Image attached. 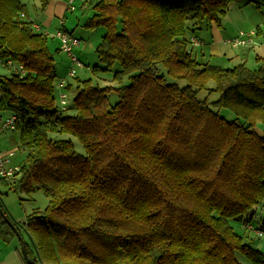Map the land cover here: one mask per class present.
Segmentation results:
<instances>
[{
  "label": "trees",
  "instance_id": "1",
  "mask_svg": "<svg viewBox=\"0 0 264 264\" xmlns=\"http://www.w3.org/2000/svg\"><path fill=\"white\" fill-rule=\"evenodd\" d=\"M237 1L251 0H98L84 24L104 30L92 72L118 63L120 85L84 80L73 114H60L49 34L21 18V0H0V57L23 65L0 79V116H18L27 151L20 171L0 183L50 199L14 221L33 262L243 264L237 251L264 264L231 224L264 200V135L254 129L256 121L264 128V64L201 61L187 31L218 24ZM160 65L186 84L169 82ZM209 81L218 93L211 105L196 96ZM222 107L237 119L221 116ZM62 135L78 139L85 155ZM0 206L7 214L1 194ZM258 219L264 228V214ZM0 238H17L1 215Z\"/></svg>",
  "mask_w": 264,
  "mask_h": 264
},
{
  "label": "rangeland",
  "instance_id": "2",
  "mask_svg": "<svg viewBox=\"0 0 264 264\" xmlns=\"http://www.w3.org/2000/svg\"><path fill=\"white\" fill-rule=\"evenodd\" d=\"M98 0H92L89 3H84L82 0H75V10L72 12H67L64 9V15L62 14V11L65 7V1L64 0H48L46 3L47 5H52L53 7H56L60 5L59 10H61V14L57 12V20H63L65 23L60 24V29L63 27L66 28L69 32L72 30V33L74 36L81 39V44L78 46L74 53L77 56V58L81 61L82 67L75 68L76 74L75 78L71 79L67 76V72L69 68L72 66V63L67 55L62 53L61 51H56L53 49L56 45V41L52 38L51 34L52 32L49 31V48L53 52V58H54V64L56 68V79L55 82L59 78H66L72 85L75 83V87L72 89H69L67 91L68 99L70 102H72L73 97L76 94V83H80L84 80L91 79V81L99 86V87H105V86H114L117 87L120 84L117 83V81L113 80L114 73L120 69L119 64L115 63L111 68L108 70H101L98 73L92 72V69L94 66H100L101 63L97 57V54L95 53V48L98 45L100 38L104 32L103 29H88L84 26L86 20L91 15L92 7ZM23 3H26V12L32 13L35 17H37L36 22H41V19L44 18V15L42 12V3L40 0H24ZM238 3V4H236ZM241 1L232 2L229 5V9L226 12L227 14L225 16H222L221 19L229 18L230 23L232 25L231 29L238 31H244V32H250L249 28L252 26V21L255 16H257L259 13V8L261 9V12L264 13V0H254L253 3L249 5H239ZM59 15V16H58ZM239 18V19H238ZM247 18V19H246ZM55 21L56 23L58 21ZM244 20V21H240ZM55 23V25H56ZM213 24V25H219ZM212 25V26H213ZM208 27H202L198 30H195L194 34L198 36H206ZM222 29V28H220ZM43 30V29H42ZM209 30V29H208ZM188 35L191 34V30H187ZM212 31V29H211ZM42 32V31H41ZM205 32V33H204ZM235 32V33H236ZM238 34V33H237ZM236 34V35H237ZM211 35V33H210ZM230 34H225L223 37L219 38L221 39L220 42L224 41L227 38H230ZM208 37L211 39V37L208 35ZM235 37V36H234ZM206 39V37H204ZM231 44L226 45L227 47H231ZM200 48L198 49V51ZM209 62V60H207ZM219 62V61H218ZM216 60H211L209 63L217 65L218 63ZM254 62V59L251 61V63ZM224 68V66H222ZM250 68H256L255 65H249ZM159 74L164 75V77L169 82H176L180 86H184L186 82L184 80H178L175 78H172L170 75L167 74V71L165 68H163L161 65L159 67ZM9 75V71L5 68H0V79L3 77H7ZM130 78L127 76L123 79L121 84H129ZM215 83L214 81H209L207 88L197 91V98L200 100H206L210 105L211 102L216 101L218 99V93L214 90ZM0 95H1V89H0ZM55 96L57 98V90H55ZM110 101L112 104H114L117 101V94L115 92H112L110 94ZM219 114L223 117H225L227 120H236L237 117L235 114L228 108L222 107L218 109ZM69 114H73L74 110L71 108L70 111H68ZM3 115L8 114L7 112H2ZM239 121H242V119H238ZM254 129L259 132L260 134L264 133V128L262 126V123L260 121H256L254 124ZM5 138L8 142H5L7 146H3L0 144V146L4 150H11L15 149L14 155L10 158V163L13 165H20L26 156V149L20 147L19 141H18V133L17 131L14 132H4L0 134V142L1 139ZM59 138L63 139H71L76 152H78L81 155H85V150L82 146V144L79 142L78 139L73 137L72 135H62ZM2 150V149H1ZM0 194L2 197V201L4 204V209L7 211L8 216L13 221H23L28 215H30L34 210H44L49 205V198L46 197L42 191H36L32 193V195L28 196L24 192L14 191L9 185L0 183ZM264 214V200L261 202L260 206L256 210L255 214H247L245 215L244 219L242 221H231V224L236 232L241 234L244 238V240L249 243L252 247L259 249L261 252L264 253V234L263 236H256L252 231H246L244 229V226L247 224L248 221H251V224L255 228H260L264 231L263 226L259 223V215ZM236 259L243 264H248V260L240 253L235 252Z\"/></svg>",
  "mask_w": 264,
  "mask_h": 264
},
{
  "label": "crops",
  "instance_id": "3",
  "mask_svg": "<svg viewBox=\"0 0 264 264\" xmlns=\"http://www.w3.org/2000/svg\"><path fill=\"white\" fill-rule=\"evenodd\" d=\"M21 1L23 2L24 0H21ZM91 1L92 0H89V2ZM89 2L87 1L84 3H89ZM253 2L254 0H251L250 2L241 1L239 5H242V6L249 5ZM59 8H60V5L53 7L52 5L45 4L41 12L44 15V18L41 19V22L37 23L38 22V21L36 22L37 17L32 15V13H29L28 11L25 13L26 19L38 24L41 27V29L47 31L48 33L49 31L54 33L57 29L60 28L59 27L60 24H62L61 23L62 19L58 21L56 14L57 12L58 14L59 13L61 14V10L63 9L62 14L64 15L65 13L64 9L66 10V3H65L64 8H62L61 10H59ZM259 13L260 14H258L257 16L253 18L252 26L247 28V29H250V31L256 30L257 32L255 36H252L255 41L254 44L249 45V46H234L231 43H228L227 41L233 38L234 36H236L238 31L236 32L235 30L231 29L232 25L229 24L230 19L225 18V19H221L219 25L212 24L213 26L212 25L207 26L208 27L207 31L206 33L204 32L205 34H207L206 36H198L194 34L195 32L191 31V34L188 35L189 40H191V38L193 37H196L202 42V44L198 46H195L192 43L190 44L192 54L194 55L195 58L200 59L201 61H204V62H208L207 60H209V62L211 60H216L217 62L219 61L216 64L221 67L224 66V68L233 67L237 64H244L247 67H249V65H255L257 67L261 66L262 64H264V31H263L264 13L261 12L260 8H259ZM56 20L58 21L57 23L55 22ZM240 21H244V20H240ZM64 23L65 22L63 21V24ZM62 29L68 31L64 27ZM70 33H72V30L70 31ZM225 34H230L231 35L230 38H227L224 41L220 42L221 39L219 38L223 37V35ZM208 35L211 37V39L208 37ZM204 37H206V39H204ZM53 39L54 41L57 42L53 49L57 50L59 48V41L56 38H53ZM228 44H231L230 45L231 47H227L226 45ZM199 48L200 50L198 51ZM256 58H258L259 60H257ZM253 59H254V62L251 63ZM68 82L69 84H71L70 81ZM70 86H71L70 89H72L73 87H75V83L74 85L71 84ZM76 86H77V83H76ZM2 115L3 114H1V116ZM257 133L260 134L259 132ZM260 135H264V133ZM5 142H8V141L5 138H2L0 144L3 146H7ZM0 149L4 150L1 146H0ZM23 221H20V222H23ZM22 258L23 256L21 253L20 242L17 238H13L8 243H5L0 238V264H24Z\"/></svg>",
  "mask_w": 264,
  "mask_h": 264
},
{
  "label": "built area",
  "instance_id": "4",
  "mask_svg": "<svg viewBox=\"0 0 264 264\" xmlns=\"http://www.w3.org/2000/svg\"><path fill=\"white\" fill-rule=\"evenodd\" d=\"M87 2L89 0H82ZM66 3V11L72 12L75 10V0H65ZM21 18H26L24 13L20 14ZM28 20V19H27ZM30 21V20H28ZM32 24V28L36 31H42L47 33L45 30H42L41 27L30 21ZM63 24V20H61ZM264 31V26H263ZM256 30H252L250 32L239 31L238 34L228 40V43H231L234 46H249L255 43L252 36H255ZM53 38H56L59 41V50L67 55L72 63V66L69 68L67 72V76L71 79H74L76 74L75 68L82 67L81 61L77 58L74 53V50L80 46L81 39L74 36L72 33L64 30V29H57L54 33L51 34ZM191 43L195 46L201 45L202 42L196 37L191 38ZM0 68L7 69L10 73H23V65L17 64L12 60L0 57ZM67 86L68 80L66 78H59L55 82V90H57V111L60 114L67 113L71 102L68 99L67 94ZM19 124V118L15 114H6L0 116V134L4 132H14L17 131V127ZM15 149L11 150H1L0 149V178L2 179H11L18 171H20V165H13L10 163V158L14 155ZM245 228L249 231H252L256 236L260 237L263 236L264 231L260 228H255L251 222H248L245 225Z\"/></svg>",
  "mask_w": 264,
  "mask_h": 264
},
{
  "label": "water",
  "instance_id": "5",
  "mask_svg": "<svg viewBox=\"0 0 264 264\" xmlns=\"http://www.w3.org/2000/svg\"><path fill=\"white\" fill-rule=\"evenodd\" d=\"M0 215L3 217L4 221L13 229V231L15 232L19 242H20V248H21V253L23 256V259L25 261V264H41V263H37V262H33L29 257H28V253L26 250V245L24 242V239L21 235V233L18 231V229L16 228L14 221L8 216V214H6V212H4L3 208L0 206Z\"/></svg>",
  "mask_w": 264,
  "mask_h": 264
}]
</instances>
